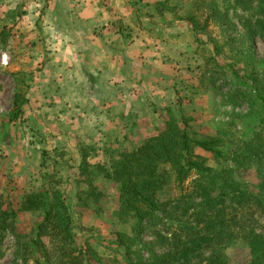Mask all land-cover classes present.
Here are the masks:
<instances>
[{
    "label": "trees",
    "instance_id": "16d2710c",
    "mask_svg": "<svg viewBox=\"0 0 264 264\" xmlns=\"http://www.w3.org/2000/svg\"><path fill=\"white\" fill-rule=\"evenodd\" d=\"M235 4L249 15L244 25L249 44L241 51L228 37L223 47L233 54L234 62H248L253 41L264 39V0H235ZM208 6L211 13L203 28L213 21L234 29L215 3L210 1ZM165 7L166 2L156 3L154 10L162 14ZM187 22L193 37L206 35L194 17ZM238 43L240 47L245 44L243 40ZM214 50L209 60L223 76L217 63L222 47ZM246 78L252 88L246 96L249 120L240 136L228 138L222 130L215 136H198L189 132L186 116L172 112L156 136L141 146H125L108 167L91 168L81 161L75 176L76 185L84 187L76 194L79 206L99 215L101 199L107 195L103 187L111 188L114 217L127 227L116 233V247L126 256L133 255L141 234L152 229V246L143 247L144 257L104 260L88 239L77 245L67 196L55 188L22 195L16 210L0 200V235L14 234L19 213L39 216L28 235L17 236L21 264H264V226L249 224L254 216L264 219V75L251 73ZM215 81L209 84L214 86ZM201 152L211 155L215 167L207 165ZM251 168L259 173L256 193L239 175ZM48 239L55 241L51 248Z\"/></svg>",
    "mask_w": 264,
    "mask_h": 264
},
{
    "label": "rangeland",
    "instance_id": "374dc122",
    "mask_svg": "<svg viewBox=\"0 0 264 264\" xmlns=\"http://www.w3.org/2000/svg\"><path fill=\"white\" fill-rule=\"evenodd\" d=\"M210 1L227 16L234 29L228 30L226 26L222 28L213 21H209L206 28H203L205 18L211 13L208 6ZM21 2L27 1L0 0V200L6 208L16 210L21 196L26 193L43 189H62L67 196L77 245L84 244L88 239L89 246L104 260L116 258L125 261L134 260L137 255L144 257L143 247L152 246V239L149 236L152 229L141 234L140 244L133 248V255L126 256L123 249L117 248L115 235L127 231V227L114 217L116 208L112 189L103 187L107 195L101 199L103 211L99 215L90 208H81L76 194L84 187L76 188L71 185L74 176L69 175L70 171H67L74 161L67 160V156L60 154L62 152L51 150L47 132L39 126V123H45L46 115L42 116L34 112L33 104H26L27 109L25 106L23 108L26 102L24 100L28 98L24 92L29 89L28 79L33 75H30L31 67L29 68L24 62L29 54L28 49L25 48L29 40L25 39L27 34L22 32L29 28L30 19L25 16L24 10L11 8L19 7ZM33 2H36L39 8L42 5L44 9L43 5L45 6L48 1ZM162 2H166L167 7L163 8L162 14L156 13L153 20L150 19L157 30L153 32L149 30L148 40H153L155 47L157 46L154 53L161 52L160 57L168 60L164 72L169 83L167 86L170 87L168 92L172 94L162 102H153L155 116H161L155 124L154 136L159 129H163L165 120L172 115V112L186 116L189 121V132L198 136H215L220 130L224 131L228 138L240 136L247 130L246 124L249 120L246 96L252 88L246 77L251 73L264 75V39L253 41L254 48L251 50V55L246 57L248 62L239 63L237 60L234 62L233 54L227 47H223L226 38L234 39L237 44L235 47L237 46L241 51H245L249 44L244 27L249 15L236 6L235 0H146V15H154V5ZM13 4L16 6H11ZM138 4L140 7L144 6L143 1ZM33 14L35 16L33 15L32 19L33 21L36 19L37 23L42 16H38L37 11ZM190 17L195 18L198 27L205 30L203 33L206 35L199 34L195 37L191 35L192 27L187 22ZM139 32L137 31V36L140 35ZM143 34L140 37L143 38ZM242 40L245 44L240 47L238 42ZM215 47H222V58H217V63L222 67L223 76L218 74L220 68L217 70L209 60L210 55L215 53ZM157 63L159 62L156 61L155 64ZM234 63H238L237 69L236 66H228ZM247 67L249 69L245 70ZM211 79H216L214 86L209 84ZM47 100L48 97L45 98V103ZM135 132L140 133L137 124L133 133ZM133 137L128 138L122 147L135 145ZM19 140L31 145L35 143L40 147L39 169L22 170L24 164L22 157L15 154L9 156L7 150L13 142L17 146ZM199 154L207 160L208 166L215 167L210 154L202 152ZM29 162L33 163L32 156ZM36 162L38 164L37 160ZM109 164L105 166L108 167ZM64 171L67 172L64 174ZM239 175L241 181L248 185V189L256 193L258 171L251 168L241 171ZM38 221V214H17L14 234L8 232L0 235V264H21L16 253L17 236L28 235ZM249 224L259 228L264 226V219L254 216ZM157 227L159 226L155 229L159 230L160 228ZM54 242V239L46 240L50 248ZM236 249L238 252L242 251L240 246H236Z\"/></svg>",
    "mask_w": 264,
    "mask_h": 264
},
{
    "label": "crops",
    "instance_id": "0c3cea01",
    "mask_svg": "<svg viewBox=\"0 0 264 264\" xmlns=\"http://www.w3.org/2000/svg\"><path fill=\"white\" fill-rule=\"evenodd\" d=\"M26 1L21 2L25 7H11L24 10L30 19L22 32L29 40L24 62L33 76L23 108L33 104L34 112L46 115L39 126L47 132L51 150L74 161L67 171L77 188L75 176L83 159L106 167L131 136L136 146L154 136L161 116H155L153 102L172 94L164 72L168 60L154 53L157 46L148 40L149 30H157L151 22L156 12L146 15V0H45L44 9ZM35 11L42 16L37 23ZM136 124L139 134L133 133ZM7 152L22 157V170L39 169L37 144L19 140Z\"/></svg>",
    "mask_w": 264,
    "mask_h": 264
}]
</instances>
